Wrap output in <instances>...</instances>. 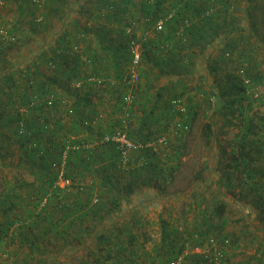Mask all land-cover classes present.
<instances>
[{"label":"trees","instance_id":"16d2710c","mask_svg":"<svg viewBox=\"0 0 264 264\" xmlns=\"http://www.w3.org/2000/svg\"><path fill=\"white\" fill-rule=\"evenodd\" d=\"M13 1L25 8L28 25H25L24 38L27 41L21 61L7 67L3 63L7 60L9 47L15 44L3 43L0 37V165L4 164L6 148L14 149L16 153L12 151L10 155H18L16 170L30 174L34 181L17 180L13 183L15 179L6 181V177L3 178L4 188L1 190L0 186V242H5L9 249L4 253V260L9 262L14 258V251L11 252L14 248L17 252L27 250L28 261L22 264H57L59 260L69 259L78 251L75 246H81L86 240L83 230L77 237H82L81 240L73 238V243L59 247L57 253L40 248L38 242L46 236L66 238L67 231L71 234L79 224H91L92 218H101L99 221L104 220V223L88 239L86 247L96 240L93 245L97 248V252L91 251L87 255L89 259L105 251L109 258L116 260L115 264H214L213 256L220 253L223 260L226 249L232 248L240 239L237 233L227 232L230 203H226L224 197L218 196L210 207H198L197 223L192 230H182L162 221L160 247L153 255L144 253L146 261L143 263L132 257L135 245L144 251L147 242V235L142 243L138 242L136 226L144 224L137 213L127 223L125 219L120 220L126 213L116 219L109 215L111 211L107 214L103 211L105 198L110 200V209L114 211L124 204H132L139 213L176 198L175 195L161 197L160 192L165 187L158 182L161 179L162 184L174 183L183 157L187 155L188 137L200 119H208L212 106L216 119L206 123L201 134L206 145H212L209 150L215 160H211L210 165L217 159L219 161L221 154L229 155L226 162H218L219 165L225 162L219 173L222 188L244 187L248 189L247 197L250 194L258 197L261 210L255 212L258 220L264 223V115L251 114L253 104L260 105L263 100V97H252V85H263L264 76L254 75V67H258L254 46L247 45L240 51L237 50L240 42L229 40L230 31L235 26L234 22L229 23L233 11L229 0H208L210 4L201 5L198 0H76L77 8L68 10L69 24L63 28L59 25L65 23L59 21L58 12L66 9L68 0H38L42 3L40 6L34 3L35 0ZM251 3L252 0L243 2L248 16L242 22L249 21V24L253 16L246 7ZM172 11L176 14L156 36L164 42L161 49L172 55V60H177L181 54L183 58L187 50L199 51L205 47L208 61L212 52L222 46L217 58L212 57L209 71L205 73L208 80L214 78L216 85L199 92L200 101L187 97L188 103H184L182 98L191 90L183 85L184 81H180L181 86L175 84L176 89H183L169 100L160 91L152 98V86L140 83L131 110L127 111L124 102L127 89L120 84L132 60L127 27L139 23L153 31L157 21ZM74 12L77 16L73 15ZM187 19L192 25L179 37L182 23ZM261 19L264 21V16ZM17 27L7 29L15 39H18L14 34ZM52 28L56 30L50 34ZM214 35H220V39H214ZM151 51L144 45L142 64L151 61ZM234 56L238 73L223 75L222 70L228 68L226 64ZM24 64L28 65L22 66ZM92 77L101 79L102 85L97 87L89 83ZM77 84H80L79 88ZM178 100L184 103V112L173 105ZM106 105L110 107L106 108ZM127 113L130 115L128 119L125 118ZM100 116L103 118L92 125ZM220 118L223 125L218 128ZM175 119H178L176 133L181 136L180 145L174 148V157L168 151L163 156L156 148L147 147L167 134ZM21 122L24 124L20 125ZM178 125L184 128L178 129ZM227 127L238 129L237 138L226 145L230 151L223 150L221 145L222 140L227 139ZM117 129L123 131L132 143H141L145 147L137 154L138 171L122 173L117 146L101 142ZM80 144L86 146L81 150L73 149ZM63 163L64 177L72 183L71 191L67 193L54 188ZM219 165L216 167L220 168ZM202 173L204 170L195 175L198 185L209 182L214 174L210 173L208 179L201 181ZM137 184L143 191L137 193L134 190ZM25 193L26 198L22 199ZM20 206L30 212L24 219L20 216ZM60 215L62 220L53 225V219ZM212 243L218 246L212 249L211 258L203 252L185 254L188 249L204 251L205 245ZM259 251L252 260L264 264V247ZM104 262L103 255L93 260L94 264Z\"/></svg>","mask_w":264,"mask_h":264},{"label":"rangeland","instance_id":"374dc122","mask_svg":"<svg viewBox=\"0 0 264 264\" xmlns=\"http://www.w3.org/2000/svg\"><path fill=\"white\" fill-rule=\"evenodd\" d=\"M231 2V6L233 7V11L230 16L229 23H235L234 28L230 31L229 34V40L234 42H240V45L237 46V50L239 49L242 51L243 49L247 48V45L254 46V50L256 51L255 56V63L258 65V67H254V75H263L264 76V21L261 19L264 16V0H252L253 3L249 4L246 8L249 9V12L252 14L253 19L250 20L248 23L242 22L244 21L245 17H247V13L245 14V4L243 5V2L251 1V0H229ZM210 4V1L208 0H198V4ZM21 4H18V2H15L13 0H0V31H3L5 33H8V30L13 29V27H17L15 30V37L17 41H15L13 46L9 47L8 49V57L7 60L3 63V66L11 67L15 65V63H19L22 58V53H24L25 45H26V39L24 38L26 36L25 33V25H28L26 21H28L24 14L26 15V11L24 6H20ZM249 7V8H248ZM252 7V8H250ZM248 12V13H249ZM16 19V20H15ZM55 20V19H54ZM200 20V19H199ZM56 24L53 23V25ZM52 25V26H53ZM58 26V25H57ZM134 27L135 29L138 28V25L131 24L129 27ZM140 28V27H139ZM8 29V30H7ZM56 29L52 28L50 31V34L53 33ZM139 30V29H137ZM136 31V30H135ZM222 33V32H221ZM45 35V34H44ZM46 35H49L48 33ZM45 35V36H46ZM43 36V38L45 37ZM50 36V35H49ZM14 37V36H13ZM15 39V38H14ZM214 39L219 40L220 35L216 37L214 35ZM247 39V40H246ZM228 40V41H229ZM3 43H6L1 39ZM223 43V42H222ZM17 44V45H16ZM9 45V43H8ZM223 45V44H221ZM222 49V46L217 48L213 54H211V60L209 64L212 61V57L214 55V58L219 55L220 51ZM202 50V51H201ZM200 50L201 53H204V51L207 50V48H202ZM191 53V52H190ZM238 53V51H237ZM217 55V56H216ZM184 56V53H183ZM180 61L181 60L185 63L184 57L182 58V54L179 56ZM235 56L232 58V61L230 59L229 64H226V67L222 70L223 75L227 74H237L239 71V67L235 66ZM31 65V61L29 60ZM227 62V63H228ZM200 65V63L198 62ZM28 64H24L22 66H27ZM21 66V67H22ZM222 67H225L222 66ZM185 71V67L179 66L178 67V73L180 79L176 80V85H180V81H184V83L188 85H184L185 87L189 88L191 87V90L188 91V93L185 94V97L182 98V101L184 103H188L187 97H191L195 99L196 101L199 100V92L205 91L209 87H214L216 83H214V78L212 80H208L207 75L204 72H199L198 74L193 77H188V79L185 80L183 76V72ZM159 76H162V74H159ZM142 76V74H141ZM163 75L162 77H164ZM220 76V75H219ZM218 76V77H219ZM221 78V77H220ZM246 81V80H245ZM219 82H223V80H219ZM142 86H147L145 84V80H143V77H141ZM164 83V80L161 78L154 79L152 82V89L150 90V96L152 98L157 96V93L160 91L162 94L166 96V99L169 100L171 96L174 94H178L181 90V88L176 89L175 87H170L168 90H162L164 87L161 86ZM150 85V86H151ZM255 85V84H254ZM162 87V88H161ZM161 88V89H160ZM252 97L257 99L259 97H263V100L261 101L260 105H258L257 102L253 104V110L251 114H257V115H264V84L261 86H253L252 85ZM207 91V90H206ZM139 95L137 96L136 101L138 100ZM67 99V98H66ZM68 100V103L70 104V100ZM214 103V101H212ZM149 106H152L150 104ZM110 107L109 105H106V108ZM212 110L208 112V119L203 120L200 119L197 124L194 126V130L190 137H188V143L186 152V157H183L182 160V166L180 168L179 174L176 175V180L174 183H170L171 185L162 184L161 179L158 183H160L161 186L165 187L163 192H160L161 197H166L167 195H175L176 198L172 199V201H168L164 203L162 206L155 207L151 210H146L143 213L137 212L133 205H122V210L118 208V210L110 209L111 202L109 199L105 198V206H104V214H107V211H111L109 214L110 216L115 217L116 219H119L118 216L125 214L124 217L121 216L120 220H127V223H130V218L134 215V213H137V217H140V220L143 222L142 224H138L136 226L137 232L136 235L138 236V242L142 243V240L145 239V235H147V242L144 246V251L140 250L137 245H135V253L132 257H136L139 263H143L144 260L146 261L144 253L154 254L155 249L160 247L161 244V238L163 235V229H162V221L169 223L170 225L178 226L182 230H192L193 226H196L197 223V216H198V207L200 205H203L205 207H210L211 203L213 204L218 196L224 197V200L226 203H230L228 206V213L227 216L229 218V223L227 225V232L228 233H237L240 239L234 244V246L231 248L226 249V256L223 260H216V257L213 256V250L218 246L217 243H212L211 245L206 244L205 250L202 251L201 249L196 250H190L188 249L185 254H194V253H206L208 257L213 256L214 264H256L254 260H252L255 255L259 254V250L264 247V223L260 222L258 220V215L255 212V210L259 211L260 203L258 200V197H256L254 194H250L249 197H247L248 189L244 187H238L236 189L227 190L223 186V180L222 176L219 175L220 169L222 166L225 165L226 159H229V155L226 157L223 154H221V159L219 161L224 160L225 162L222 163V165H219L218 159L216 162L212 163L210 165L211 160L212 162L215 160L212 158L211 153L209 149H211L212 145L207 146L206 143L203 141L201 134L203 133V126L208 123L209 121H212V119H216V116L214 114L215 107H211ZM24 109H22L21 112H23ZM204 110V109H203ZM110 112V109L107 110ZM158 113V112H157ZM202 117V116H201ZM178 119H175L173 124L169 127V131L167 134H164L161 138H159L155 143L149 144L147 147H154L157 149V152H159L161 155L165 156L166 151H168V154L171 157H174L176 150L175 147H178L177 145H180L179 138L181 135L176 133L175 126ZM68 123V122H67ZM21 124H24V122H21ZM218 128L223 125V120L220 118L217 120ZM228 130L227 139L222 140V148L223 150L230 151V149L226 148L227 143H233L234 139H236V134L238 133L237 128L233 127H227ZM181 134V133H180ZM219 136V134H218ZM217 136V137H218ZM167 141L169 143L167 144ZM228 141V142H227ZM137 145V144H135ZM145 148L143 144L139 143L137 145V148L133 150L130 153V161L126 166L120 167V171L124 174H130V172L138 171L137 169L139 166L137 165V154ZM140 150V151H139ZM15 152L14 149L6 148L4 151L6 155L3 158L4 164L0 165V186L1 190L4 188V177H6V181L10 180L11 178L15 179V181H27L30 183L31 181H34L33 176L26 173L25 171L21 169L16 170L18 155L11 156L10 152ZM16 153V152H15ZM7 156V157H6ZM2 161V162H3ZM208 165L210 167H214L215 169H209ZM220 168H217L218 166ZM217 168V169H216ZM200 170H204V173H202V178L200 180L208 179V175L210 173H214L212 176H210L209 182L202 184H197L195 175H199ZM217 170V172H216ZM222 173V171H221ZM12 179V180H13ZM134 190L139 193V191H143L140 189L137 185H134ZM72 187V186H71ZM162 187V188H163ZM142 188V187H141ZM101 190V189H100ZM147 190V189H146ZM71 190L64 191L65 193L69 192ZM109 197V196H108ZM133 200V196L130 199V201ZM100 201V200H99ZM96 204V201H95ZM232 205H235L237 207H233ZM128 206H130V209H128ZM197 209V210H196ZM128 210V212H127ZM103 214V213H102ZM103 214V215H104ZM81 215V214H80ZM61 215L55 219H53V225H55L56 221H60ZM101 220V218L93 219L91 221V224L89 222H84V224H79V226L73 228L70 232L67 231L66 238H61L60 236H52L47 237L43 241H39V247L45 248L49 250H53V252L58 251L59 247H66V243H73V238L81 240L82 237L77 238L79 233L84 231V240L83 244L81 246H75V249L78 251L70 256L69 259L66 260H59L57 261V264H94L93 260L96 258H100L103 255V259H105L104 264H115L116 260L111 259L106 255L105 251L99 252L97 256L91 257L89 259V253L91 251L97 252V248L94 247L96 240H94L91 245L88 244V239L91 238L90 235L95 232L98 227L104 223V220ZM68 220H65L64 222H67ZM141 222V223H142ZM119 224V221H118ZM63 226L66 225V223L62 224ZM113 226V225H112ZM110 230V229H109ZM108 231V230H107ZM106 231V232H107ZM144 236L143 238L141 236ZM3 243V242H2ZM4 244V243H3ZM94 244V245H93ZM72 245V244H71ZM213 245V246H212ZM6 250L7 245L5 246ZM17 249V248H16ZM213 249V250H212ZM14 251V258L12 260L3 261L6 258V255H4L2 252H0V264H22V262H16L15 259L16 256L19 258V261H27L26 256L27 252L22 250ZM20 252V253H19ZM46 252V251H45ZM57 253V252H56ZM46 254V253H45ZM185 254L183 256H185ZM88 255V256H87ZM183 259V257H182Z\"/></svg>","mask_w":264,"mask_h":264},{"label":"built area","instance_id":"2783aa9c","mask_svg":"<svg viewBox=\"0 0 264 264\" xmlns=\"http://www.w3.org/2000/svg\"><path fill=\"white\" fill-rule=\"evenodd\" d=\"M153 1V0H149ZM34 3L37 5H42V3L38 0H35ZM211 13V12H209ZM207 13V15H209ZM176 14V11H172L167 15L166 17L160 19L157 21V23L154 26L153 31L156 33H161L164 29L166 24L173 18V16ZM135 25V24H133ZM192 25V21L187 19L182 23V26L179 30L178 36L182 37L184 30ZM136 29L132 26L127 28L126 34L130 38V47H129V53L131 56V64L127 68V72L125 73L123 79L120 81L121 86L125 87L127 89L126 95L124 97V102L127 105V111L131 110V106L133 105V102L135 101V94L136 90L138 89V86L141 82V69H142V57H143V45L140 39L135 36ZM0 37L3 39V41L6 42V44H12L16 41L13 36L9 35L8 33H5L3 31H0ZM89 83L96 84L97 87H100L102 85V80L98 79L97 77H92L89 79ZM248 83V82H246ZM77 88L80 87V84L76 85ZM53 99V98H52ZM173 105L180 110L181 112H184V103L180 100L174 101ZM129 114H126V119L129 118ZM103 116H100L99 118L95 119L92 125H96L97 122H99ZM178 129L184 128L183 125H178ZM102 143H113L117 146L118 150L120 151L121 155V164L122 166H126L130 161V153L137 148V145L132 143L127 139V135L123 133L120 129L115 130V133L112 135H107L103 140H101ZM92 143V142H90ZM88 144L92 146L91 144ZM98 144V142H97ZM86 145L80 144L75 146L74 150H81ZM66 160V154L64 155L63 162L65 163ZM64 163L62 165V170L60 172L59 178L57 180V183L55 184V189H60L63 192L67 191L72 183L71 181L67 180L64 177ZM216 260H222L223 254H218L215 256ZM173 264H179V263H173Z\"/></svg>","mask_w":264,"mask_h":264},{"label":"crops","instance_id":"0c3cea01","mask_svg":"<svg viewBox=\"0 0 264 264\" xmlns=\"http://www.w3.org/2000/svg\"><path fill=\"white\" fill-rule=\"evenodd\" d=\"M72 5H70V3ZM69 5H66V9L63 10L62 12H58L59 14V21L65 24L59 25L62 28L65 25L69 24V20H68V10L73 9V11L77 8L78 2L76 0H68L66 2ZM74 16H77L76 12L73 13ZM136 24V23H133ZM138 24V28L139 30L136 29L135 35L142 41V45H143V49H144V45H147L149 47V49H151L152 51L150 52V56H151V61L150 62H144V64H142V69H141V74L143 77V80H145V84L150 86L152 84V82L154 81V79H158L161 78L164 80V83L161 85L164 88L162 90H168L170 87H174L176 84V80L180 79L179 77V73H178V67L181 65L183 67H185V71L183 72V76L186 79H188V77H193L195 75L198 74L199 72H204L206 73V71H209V59L207 61V53H201L200 50L198 51L196 50H187L186 52H184V60L186 61L185 63L181 60L180 61V57L177 60H172V55L164 53L163 50L161 49L162 43H164L161 39H159L157 36V33L155 31H152L151 29H145L143 28L139 23ZM145 25V24H143ZM146 26V25H145ZM140 27V28H139ZM68 28V27H66ZM191 52V53H190ZM217 56V55H216ZM214 57V55H213ZM198 62L200 63V65L198 64ZM159 74L165 75L164 77L159 76ZM187 83V82H186ZM185 83V84H186ZM183 84V85H185ZM188 85V84H186ZM152 86V85H151ZM162 88V87H161ZM160 88V89H161ZM183 88H181L182 90ZM31 183L33 181H31V179L29 180ZM25 194H22V199L26 198ZM27 200V199H26ZM22 203V202H21ZM31 209V208H30ZM28 209H26L25 206H20L19 208V212H20V216L24 219L26 216H28L30 214V212L27 211ZM4 243V244H3ZM0 242V252H2L3 254L7 251L5 249V246L7 244H5V242ZM27 252V250H24ZM11 252H13V249H11ZM13 256V254H12ZM28 255L26 256V260L28 261ZM17 256H16V260H17ZM3 261H7V260H3ZM27 261H19V258L16 262H27Z\"/></svg>","mask_w":264,"mask_h":264}]
</instances>
